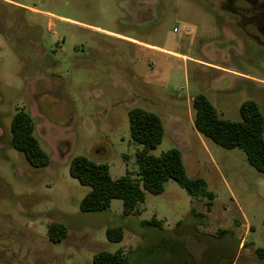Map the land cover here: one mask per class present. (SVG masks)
I'll use <instances>...</instances> for the list:
<instances>
[{
	"label": "rangeland",
	"instance_id": "rangeland-1",
	"mask_svg": "<svg viewBox=\"0 0 264 264\" xmlns=\"http://www.w3.org/2000/svg\"><path fill=\"white\" fill-rule=\"evenodd\" d=\"M255 10L264 0H0V264H94L96 251L120 247L128 264H219L229 247V264H264L255 253L264 246V173L243 149L199 133L192 104L204 93L224 118L241 120L248 99L264 112V24L248 22ZM135 106L164 122L151 152L181 149L188 174L215 193L204 220L192 215L206 210L204 199L175 179L163 193L146 191L139 213L123 214L120 198L103 211L81 210L91 187L70 174L75 155L108 163L114 178L138 176ZM20 107L51 155L47 166H32L11 143ZM153 215L162 228L142 224ZM53 220L69 228L61 242L49 238ZM116 225L125 242L107 238ZM219 229L237 235L192 234Z\"/></svg>",
	"mask_w": 264,
	"mask_h": 264
},
{
	"label": "trees",
	"instance_id": "trees-1",
	"mask_svg": "<svg viewBox=\"0 0 264 264\" xmlns=\"http://www.w3.org/2000/svg\"><path fill=\"white\" fill-rule=\"evenodd\" d=\"M192 104L195 109L194 125L199 133L223 147L243 149L248 161L258 171L264 173V112L255 99L245 100L241 104V120L222 117L217 107L204 93L195 95ZM128 113L131 137L142 145L136 151L138 176L134 177L127 170L125 174L114 178L108 163L96 161L83 154L75 155L70 162V174L81 184L91 187L81 199V210L103 211L110 207L114 198H120L124 205L123 214L130 215L136 213L137 205L145 200L146 191L154 194L163 193L167 181L175 179L190 195L204 199L206 211L192 208V215L204 220L212 210L215 198V193L209 189L207 180L202 176L192 177L188 174L179 148H170L160 155L151 152L162 142L165 133L164 122L158 113L141 106L132 107ZM10 127L13 147L22 152L32 166L44 167L50 164L51 155L42 147L35 135L36 125L29 111L22 107L18 108L12 117ZM141 222L143 225L159 228L163 226V221L155 216L142 219ZM181 222L182 220H179L177 226ZM124 232V227L121 225L109 226L106 229L110 241H122ZM192 234L199 235L201 240L213 241L226 238L228 235L235 237L236 233L232 229H219L216 233L192 232ZM48 235L51 241L61 242L69 235V228L65 223L53 220L48 225ZM229 248L222 251L219 264L234 262L229 257ZM168 249L175 251L174 246ZM149 253H153V249ZM255 253L264 259V246L256 247ZM128 262L129 257L122 247L115 251L100 249L93 255L94 264H128Z\"/></svg>",
	"mask_w": 264,
	"mask_h": 264
},
{
	"label": "flooded vegetation",
	"instance_id": "flooded-vegetation-1",
	"mask_svg": "<svg viewBox=\"0 0 264 264\" xmlns=\"http://www.w3.org/2000/svg\"><path fill=\"white\" fill-rule=\"evenodd\" d=\"M234 1L235 0H229L230 3L234 2ZM239 9H242V6ZM248 22L254 24L255 26L257 25V27L260 28L264 24V11L263 10L262 11L255 10L254 15L251 16V18L249 19Z\"/></svg>",
	"mask_w": 264,
	"mask_h": 264
},
{
	"label": "crops",
	"instance_id": "crops-1",
	"mask_svg": "<svg viewBox=\"0 0 264 264\" xmlns=\"http://www.w3.org/2000/svg\"><path fill=\"white\" fill-rule=\"evenodd\" d=\"M6 1H11V0H6ZM18 5H20V6H23V7H25V8H27V9H29L30 10V5H26V4H22V3H17ZM181 150V149H180ZM183 154V153H182ZM183 158H184V156H183ZM185 161V160H184ZM206 209V208H205ZM206 211V210H205ZM140 211H139V209H137V211H136V213H139ZM211 212V211H210ZM209 212V213H210ZM153 216H155L156 218H158L156 215H153ZM152 216V217H153ZM151 217V218H152ZM150 219V218H149ZM158 219H160V218H158ZM162 220V219H161ZM163 221V220H162ZM127 233L128 232H124V238L127 236ZM211 233V232H210ZM236 233V232H235ZM237 235V233L235 234V236ZM130 236H134L133 234H131ZM124 238H123V242H125L124 241ZM244 244V239L242 240V241H240V243H239V248L242 246ZM123 248V247H122Z\"/></svg>",
	"mask_w": 264,
	"mask_h": 264
}]
</instances>
